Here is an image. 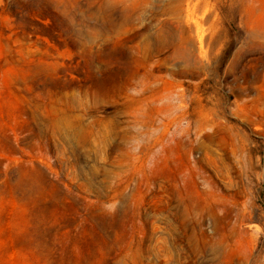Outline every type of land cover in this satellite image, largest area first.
Segmentation results:
<instances>
[{"label":"rangeland","instance_id":"1","mask_svg":"<svg viewBox=\"0 0 264 264\" xmlns=\"http://www.w3.org/2000/svg\"><path fill=\"white\" fill-rule=\"evenodd\" d=\"M165 1L0 0V264H264V0Z\"/></svg>","mask_w":264,"mask_h":264},{"label":"bare ground","instance_id":"2","mask_svg":"<svg viewBox=\"0 0 264 264\" xmlns=\"http://www.w3.org/2000/svg\"><path fill=\"white\" fill-rule=\"evenodd\" d=\"M161 13L169 14L172 21H158V45L161 47L164 45L175 46L173 51V56L177 59L183 60L187 65H196L199 61L198 53L196 52L197 44L199 43L202 47L203 40L206 34V29L203 25V20L206 18L209 12L208 1L207 0H166L164 4L161 5ZM211 20L210 28H213L217 23L218 17L209 18ZM225 34H221L220 38L224 37ZM262 49L264 45L258 38L261 39L260 35L254 34L251 36ZM257 38V39H256ZM151 38H148L146 42L150 43ZM151 45V44H149ZM202 53V52H201ZM213 73L215 75L219 74V70L214 69ZM246 74V73H245ZM244 90L245 88L242 87ZM171 120V119H170ZM236 132L230 131V136L232 139L235 138ZM211 142L216 140L214 135H209ZM233 145V144H231ZM241 151L246 154V145L237 146L235 152ZM236 154L229 153L226 157V167L228 170L237 168V164L241 163V175H247L256 171V164L245 158L238 159L235 157ZM247 202L243 206H247ZM244 211V210H243ZM240 211L242 217L247 218L248 215H244V212ZM180 212V213H179ZM178 217L182 219L183 223H187L188 219L183 212L179 211ZM188 225H185V227ZM214 250V248H213ZM250 257L245 258V263H250Z\"/></svg>","mask_w":264,"mask_h":264}]
</instances>
